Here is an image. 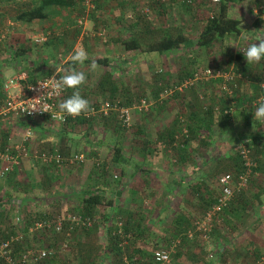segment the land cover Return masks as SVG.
I'll return each mask as SVG.
<instances>
[{"label": "rangeland", "instance_id": "374dc122", "mask_svg": "<svg viewBox=\"0 0 264 264\" xmlns=\"http://www.w3.org/2000/svg\"><path fill=\"white\" fill-rule=\"evenodd\" d=\"M182 1L183 0H122L124 4H122L119 16H117L121 19L119 26H117L116 20L112 19L113 16L117 14L116 4L122 3L119 2V0H96V7L94 10L88 11L85 15L83 12V2L79 4L78 12L73 16V20L75 19L73 29L75 30L70 31L68 36L65 37L69 38L70 42L63 41V44L61 45L62 51L65 50L63 51L65 53L72 49L70 47L73 44L75 45L74 49L82 46L88 55L89 53H92V55L95 53L106 54V59L110 61L109 67L107 66L109 77L111 79L113 78L114 82L117 84L122 82L123 85H126L127 91L130 95L129 98L131 99L128 105L118 103L110 104L109 100L101 96V94L93 95L94 89H90V87L86 89L81 86V95L89 100L90 106L97 105V107H99L98 105L102 104L104 101L109 103L108 107L102 109L99 108L100 110H97V112L93 114L88 112V115H93L97 117L98 120L96 125L92 126L93 131L91 135L95 138L93 137L94 140L92 139L91 143L88 142L89 138L86 142L79 140L82 137L84 127H79L77 125L70 126L69 134L73 137L72 141H68L67 144L69 147V153L62 156L60 162L49 166L45 165L40 158L37 157V154L40 151L48 150L50 147H47L48 144L47 146H40L46 142L39 141V134L36 127L30 125L32 136L26 138L23 137L25 125L17 127L13 124L14 129L10 128L11 121L0 125V139L2 138V132L4 129H7L6 134H8L6 136L5 145L12 146L22 142L26 147V154L20 157L19 163L7 170L4 176L0 177L2 191L3 189L8 191L7 187L9 184L14 185L19 190H23V187L24 189L27 188L26 184L29 185V183L34 180L37 184L38 192L43 193L41 194L43 196H41L35 193L36 189H31L30 192L36 194V196L33 195L31 197L32 194H30L33 201L25 202V207H23V209L21 207L20 215L23 216L26 212L29 213L35 210L49 209L53 211V215L46 218L55 219L60 213L66 214L76 212L75 206L77 205V198L74 192L86 187L96 188L100 193L112 196V203L110 205H97V212L93 215V220L88 227H77L74 230H71L70 234L67 236L64 235L63 232H52L50 229L33 228V222L35 220L31 222L29 226L32 227L31 231L28 230L29 227L24 232L20 230L19 234L23 233L25 237L22 241V247L20 246L18 251L24 247H51L53 249V252L44 259L31 262V264H120L121 262H119L111 252H103L105 245L109 241L108 238H106L105 230L110 226H118L121 229L122 224H124V221L128 217H131L130 220H132L140 215H143V222H141L140 225H144L143 228H146L147 233H144V237H141L142 235L140 237L136 235L134 238L130 237V239L122 240L121 244H126V250H129L136 244L149 249L153 243L159 246H164V248L169 250V261L167 264H204L208 259L211 261V264H213L214 260L216 264H219V259L222 261L221 264H224L223 258H220L218 253H215L212 257L206 258L204 257L205 250L201 249L203 247L201 243L204 242L203 240L210 237L212 229L216 226L214 225V218L222 213V211L212 216L207 236L203 239L201 237V230L196 229L192 230L191 236H187L186 232L181 231L183 233L182 237H179V235L176 234L171 237L170 232L172 231L170 230L175 226L173 220L175 215H173L172 209H174L175 214L178 213L176 209L179 208L178 211L181 214L178 215L183 217V220L188 218L191 223L194 220L200 221L204 211L208 207H206V202H209L210 200V198L208 200V194L210 195L214 190L213 185L217 171L213 173L214 171L210 168L205 171L206 174L201 178V167L192 168L187 165V163H190L191 161L199 162L201 161V156L204 155L203 158L205 156L211 158L210 163L214 161L211 166H216L217 168L221 166V170L223 171L232 170L226 166L229 163L231 164L235 162L234 149L239 143H234L233 146V143L229 140V134L242 129L241 124L240 126L236 125L235 127H231L232 116H240L241 118V114L235 112L236 108H234L237 98V92H235L238 86L237 79L243 77L245 79L247 78V75L242 76V73L240 72L242 71L240 70L242 66H245V68H247V65L249 66L248 63L244 62L246 59L243 51L247 49L254 39L264 37V0L262 1V11L251 10L249 3L255 0H242L241 7L232 6L229 10L230 14L242 19L240 22V31H242L245 37L248 35L246 29L251 30L249 42H247L243 36H241L242 38H239L238 34L230 40L227 38H219L206 47L192 44L191 46H183L162 53H157L155 51L145 53L139 52L136 49H123L121 39H124L128 33L133 31L130 29V26L133 28L135 25L134 27L137 28V23H144V17H147L152 23L156 24H159L160 20L163 21L162 23H164V25L182 24L187 35L190 38H193L200 29L201 21L204 16L209 14L213 9V4H211L212 2L210 0H200L193 4L191 3L190 9L188 10L186 7L183 8L184 5H182V3L180 5V2ZM144 5L147 7V9H145L146 12L143 10V7H145ZM112 6H115V8H112ZM185 10L187 12H185ZM160 11L163 12L160 13ZM260 14L263 15L262 18L260 17ZM78 18H82V22L79 24L77 23ZM252 19H254V23H252ZM37 27V29L33 30V34H44L47 39L49 37L48 35H50L47 32V28L43 29L40 26ZM68 44H70L69 47H67ZM236 53H240L244 60L237 63V58L235 56ZM81 66V71H84L85 73L89 72L86 66ZM206 67L219 69L221 71H233L237 74L235 78V87L233 89L234 91L231 96L224 93L214 94V98L216 97L219 101L223 100L227 106H229V100H232L230 112L228 114L230 123L227 126L225 120H223L220 125L218 124V121L214 119L213 124L208 125L209 129L206 127V130H201L202 125H200L195 134L182 147L181 144L177 142L180 148L171 150L170 146L166 145L167 137H164V141L158 138V134L162 132V129L170 127L171 123L166 119L167 116L164 118V112L159 119H156L154 116L149 118L151 115L149 107L156 104V102H160L159 100L163 103L165 100L168 101L169 98L179 99L180 96L178 97V93H181L184 90L191 92L196 88L198 95H200L198 99L204 101L203 94L201 95V91H203L201 89V81H209L210 79H216L217 77L210 76L207 79L198 78L184 86H182L181 83L185 78L189 77V75H185L186 72L199 71V74H201L202 69ZM245 68L243 70L246 73ZM105 69L106 65H102L99 67V71H96L97 74L94 73V71L93 74L88 76L90 78L96 77V80H98L101 75H105ZM236 69L240 71H237ZM158 81L162 88L160 89V94L154 99L147 94L148 90L144 88H146L148 83H157ZM256 81H259L258 86L261 87L260 84L263 82L260 81V79ZM173 85H181L180 90H174L167 94L162 92L164 87ZM95 89L97 90L96 87ZM2 93L4 92L2 91ZM261 93L262 91L260 90L256 96ZM143 96L146 97V101L148 102L147 111H140L137 108L139 97L141 98ZM208 97H210V95ZM255 97L252 99L248 97L247 99L245 98L246 101L244 103H247L248 101L251 103L255 100ZM0 101H2V99H0ZM257 104L251 105L256 106ZM123 106L127 107L129 111L128 124L125 125V127H122L123 129L121 130L120 128L111 129V125L114 121L112 116L115 115L119 121L117 108ZM200 106L201 105L199 104L198 108L201 110ZM211 107L213 108L214 106L212 105ZM174 108L177 109L176 104L173 109ZM218 108H213V116L217 114ZM171 113L172 111L170 110V116ZM6 115H9L8 118H11L12 120L16 117L6 113L5 115L0 114V118L6 117ZM140 115L145 119L147 116L148 117L141 123L143 131L137 132V127L140 125ZM198 119L201 120L200 117ZM103 121L107 124L105 129L101 127V122ZM46 123L49 125L50 131L55 132L53 138L50 140V142L53 143L51 148L59 144L63 146V143L59 141L56 134V131L60 129L62 122L48 118ZM203 123L207 125V121H203L201 124ZM7 125L9 126L7 127ZM173 131H175L174 128ZM119 134H121L119 137L121 153L126 158L129 157V160L117 161L114 163L109 160L110 151L108 145L110 143L112 144L114 141H118ZM180 139L182 138L177 140ZM162 143H164V147L160 146ZM89 146H95V148L90 149ZM201 146L208 147L210 152L208 151V154L201 153ZM146 147L151 148L152 150L148 151L144 158H141L139 151L143 148L146 149ZM162 148H166L168 151H163ZM183 148H190V150H185L183 154H179V151ZM74 152L79 154L80 160H69ZM249 152L251 153L252 151L250 150L248 153ZM181 156H184L183 159ZM165 157H168L167 160H165ZM137 161L142 162L139 169L136 168L134 163ZM150 163L156 167H161L159 165L163 164L162 167L164 169L160 171L156 170L157 173L153 172V175L150 177L149 175L151 174L149 172L146 173L141 171L143 167H151V165L149 166ZM101 165L105 166V172H99ZM231 166L233 167V165ZM133 171L135 172L133 173ZM51 172L53 175H51V181H48L47 177ZM177 173H182L183 178L186 176V180L182 179L184 181L190 180L189 183H191V185H194V183L197 182L200 183V186L195 192L192 190L191 185L187 188L180 189V191L177 192L181 195L175 196L169 202V207L162 210L160 209V206L162 205L161 203H152L149 198L152 194L157 195L163 193L164 195L166 192L175 191L174 186H170V181L175 180H173V178L176 177ZM112 174L116 175L114 177L115 179H118V185L113 180L111 176ZM68 175H73L72 177L75 176V178H67ZM66 178L70 181L69 183L67 182V191L65 190L64 192H61L62 194H60V197L55 199V195L59 193L57 191L55 194L53 193V183L60 180V183L62 184L64 182L62 180ZM202 181L203 184L205 183L206 187V195L204 194V199L206 200H204V204H201ZM162 183L167 184L164 186L161 185ZM51 186L53 188H51ZM119 186L121 187L120 195L115 193V190ZM59 187L57 189H59ZM241 191L244 190L242 189ZM15 192L16 194L20 193L19 191ZM125 193L131 196L130 203H125L123 199ZM51 195H53V197ZM40 197H42V199ZM60 198L62 199L61 203L59 201ZM178 200H182V203L179 204ZM44 202L48 204L45 205L43 204ZM10 205L8 208L10 218H1L0 227L3 228V230L7 228V223L10 224L9 221L13 220V212L17 209L15 208V204L10 203ZM45 206H47V208H45ZM181 208L186 211L182 212ZM103 213L108 215V218L105 221L102 220L101 217ZM21 225L22 223L18 222L17 228L20 229ZM192 228L193 227L191 226L190 229ZM156 237L159 238L158 241L160 242H162L163 238H169L170 240L168 242L172 240V243H156L154 241ZM18 251H15L14 254ZM175 253H177L176 256L172 255ZM216 257H218V259H216ZM122 263L124 264V262ZM262 263L264 262L259 263L256 262V259H253L251 264Z\"/></svg>", "mask_w": 264, "mask_h": 264}, {"label": "crops", "instance_id": "0c3cea01", "mask_svg": "<svg viewBox=\"0 0 264 264\" xmlns=\"http://www.w3.org/2000/svg\"><path fill=\"white\" fill-rule=\"evenodd\" d=\"M241 1L242 0L239 1L240 3L238 2L235 3L234 6L241 7L240 6L242 4ZM255 1L249 3V6L251 7L252 11H253V3ZM119 2H122V0H119ZM194 2H196V0H194ZM122 4H124V2L120 4H116L117 14L114 15L112 18L116 20L117 26L120 25L121 19L118 18L117 16H119V12L120 9L122 8ZM32 6H33L32 0H0V81H2V79L16 75L19 77L17 83L18 87H22L27 83L31 82L32 80L40 78L41 75H43L44 72L48 69H52V72H57L60 75V77L64 75L65 69L76 68L79 71L82 70V66L80 64H74L70 59V56L74 51L75 45L72 44L70 47L72 49L68 50L65 53L63 52L65 50L62 51V47H61L63 41H69V38H65L68 36V33L70 31L75 30L73 29L75 24V19L73 20V16H75L76 13L78 12V6L62 8L60 12L52 13V14L48 13L42 18H36V19L33 18L31 20L21 19L20 17L21 15H23V12L27 11ZM144 6L145 7H143L144 8L143 10L145 11L147 7L146 5ZM112 8H115V6H112ZM260 11H262V9H260ZM262 16L263 15L260 14L261 18ZM254 22H255L254 19H252V23ZM37 26H40L43 29L47 28V32L50 34L48 35L49 37L47 39L52 40L50 43L48 42L43 46L32 43L31 36L33 35V30L38 28ZM246 32L248 35H246L245 37L242 31H240L239 38H242L241 36H243L245 37L244 39H246V41L249 42L251 30L246 29ZM254 42L258 43V41H254ZM69 46L70 44H68L67 47ZM88 56L89 59L86 60L83 63V65L86 66L89 72L85 73L87 76V82L82 86L85 87L86 89H88L89 87L90 89L91 88L94 89L93 95L96 94L100 95L98 90L95 89L96 87L95 85L97 84L99 79L96 80V77L90 78L88 75L93 74L94 71H95L94 73H96V71H99V67L104 64L109 67L110 61L106 59V61L101 62L102 63L101 65L96 63L97 68L95 70H91L90 65L94 59L98 57L107 58L106 57L107 55L104 53L102 54L95 53L93 55L92 53H89ZM244 62L247 63V61ZM246 67L247 68H245L246 71L245 76L247 75V78L245 79L243 77L237 79L238 86L237 89L235 90V92H237V96H236L237 98L234 108H236L235 112H239L241 114V118L240 116L231 117V127H235L236 125L240 126L241 124L242 129L235 133L229 134L230 136L229 140L231 143H233V146L234 143H239V145H241L242 143H244L243 141H249L254 136H256V138L258 139L257 145L254 146L252 151L255 150L262 155V158L260 159L261 167L253 171V173L249 177L246 188L243 189L244 191L235 194L227 204L228 207L225 208L224 211H222V213H220L216 218H214V225L216 226L215 228L212 229L210 233V237L208 238L209 240L205 239L203 240L204 242L201 243V245H203L201 249L205 250L204 257L209 258L212 257V255L214 256L215 253H218L219 257L223 258L224 264H233V263L251 264L254 257L258 255L264 256V220L260 218V214H264V121H257L253 117V113L258 104L256 106H250L251 107L250 108V107H245L246 103H244L246 101L245 98L247 99L248 97L252 99L258 94V92H260L258 88L259 81L256 80L260 79V81L264 83V59H262L259 63L249 64V66L247 65ZM216 79H210L209 81H201V89L203 90L201 91V95L203 94L204 101L202 100L200 101L198 99L200 95H198L197 88L191 92H187V90H184L181 93L177 94L178 97L180 96L179 99L169 98L168 101L165 100L166 102L163 101V103L161 100H159L160 103L152 105V109L150 110L151 115L149 118L154 116L156 119H159L164 112L165 113L164 118L167 116L166 119H168L169 123H171L173 121V118L176 117L177 115V114L175 115V113H184L185 115L187 114L189 116L192 114L194 115L195 113V115H197V118H199L204 108L212 105L214 106L213 108H217L220 104V101L216 97L214 98V94L215 93L220 94V91L218 89L220 82L218 78ZM156 84H160V82L158 81ZM150 88H152L151 82L148 83L146 88L144 89L148 90ZM16 89H17L16 87H12L8 91L14 92ZM80 90L82 89L80 88ZM72 91L73 89H65L63 91L59 103L63 99H66L68 96H70ZM157 94L158 95L160 94V90L159 92H157ZM0 95H1L0 99L3 100L5 95L4 93H2V90L0 91ZM209 95L210 97H208ZM1 102L2 101H0V103ZM175 104L177 106V109L175 108L173 109ZM199 104L201 105L200 106L201 110L198 108ZM170 110L172 111L171 116H170ZM8 117L9 115L0 118V125L2 123L11 121L10 128L14 129V125L20 127L21 125H23V122L27 120L23 132H25V128L27 127L30 128V125H32V127L33 126L36 127L39 134L38 135L39 141L46 142L41 144L40 146H47L48 144L47 147L51 148V145H53V143L50 142V140L53 138L55 132L50 131V127L47 124L48 122L46 123L48 117H35L32 119H25V120L24 118L12 120L11 118ZM139 118H140L139 121L140 124L146 120L145 118L142 117V115H140ZM8 126L9 125H7V127ZM169 128L170 127H168V129ZM160 146L164 147V143H162V145L160 144ZM89 148H95V146H91V147L89 146ZM185 150L188 151L190 150V148L181 149V151H179V154H183ZM209 150L210 149H208V147L206 148L204 146H201V153L208 154L210 152ZM163 151H168V149L165 148L163 149ZM257 152L256 153L253 152L254 155L258 154ZM203 156H201V161L199 162L191 161L190 163H187V165L191 166L192 168L201 167V178L204 177V174H206L205 171H207L210 168L212 169V171H214L213 173L217 171L216 172L217 175L223 171L221 170V166H219L218 168L216 166H211V164L214 161L210 163L211 158H209V156H205L204 158ZM167 158L165 157V160H167ZM232 164L233 163L231 164L229 163L227 164L226 167L232 169L231 166ZM150 165L151 167H148L150 171L149 173L151 174L149 175L150 177L153 175V172H156V170L160 171L164 169L162 167L163 164L159 165L161 167H156L155 165L154 167L152 163H150L149 166ZM72 176L73 175L71 176L68 175L67 178H71ZM75 176L72 178L74 179ZM67 178L62 180L64 181L62 184L60 183L61 182L60 180H57L56 183H53L54 185V190L52 189L53 193L55 194L56 191L59 193L55 195V199L60 197V194H62L61 192H64L65 190L67 191L66 189L67 182L68 183L70 182L69 179ZM182 178H183L182 173H177L176 177L173 178V180L174 179L175 180L170 181V186L171 187L174 186L175 191L166 192L164 195L163 193L162 194L159 193L157 195L152 194L151 197L149 198V200H151L150 202L152 203L156 202V204L161 203L162 205L160 206V209L162 210L166 209V207H169V202L175 196L181 195L178 194L177 191H180V189L187 188L189 185H191V183H189L190 180L184 181L186 180V176L183 178L184 180ZM215 180L213 185L214 190L210 195L208 194V200L209 198L211 200L214 199L217 193V185ZM166 184L167 183H162L161 185L165 186ZM36 185L37 184L36 182H34V180H32V182H30L29 185L26 184L27 188L24 189L23 187V190L17 189L12 184L8 185L7 187L8 192L11 193L9 203L15 204V208H17V209L14 208L15 211L20 213L21 207L22 209L23 207H25V202L33 201L31 199L33 195L36 196V194L39 195L43 194L42 192H38ZM58 187L59 189H57ZM51 188L53 187L51 186ZM31 189H36L35 192L36 194L31 193L30 192ZM205 189H206L205 183L203 184L202 181L201 204H204V200H206L204 199ZM15 191H19L20 193L16 194ZM127 193H125V197H123V199L125 203L126 202L130 203L131 196ZM30 194H32L31 197ZM51 196L53 197V195ZM40 198L42 199V197ZM59 201L61 203L62 199L60 198ZM178 202L179 204H181L182 200H178ZM43 204L47 205L48 203L44 202ZM45 208H47V206H45ZM178 210L179 208L176 209L178 213L174 214L175 211L174 209H172L173 215L177 216L178 214H181ZM181 210L182 212L186 211L182 208ZM170 231H172V229ZM158 240L159 238L156 237L154 241L160 244L164 242L168 244L172 243L171 242L172 240L168 242L170 240L169 238L168 239L163 238L162 242ZM216 259H218V257H216ZM221 262H222L221 259H219V264H221ZM204 264H211V261H209L208 259L207 261L204 262ZM213 264H216L215 260Z\"/></svg>", "mask_w": 264, "mask_h": 264}, {"label": "trees", "instance_id": "16d2710c", "mask_svg": "<svg viewBox=\"0 0 264 264\" xmlns=\"http://www.w3.org/2000/svg\"><path fill=\"white\" fill-rule=\"evenodd\" d=\"M96 0H94V6L93 8H91L89 11H93L95 6V2ZM98 1V0H97ZM196 1H200V0H196ZM240 0H217L216 2H212L211 4H213V9L210 11L209 14H206L204 16V18L202 19V23H201V27L200 29L197 31V33L195 34V36L193 38H190L187 35V32L183 29V25H178V24H173V25H164V23H162L163 21L160 20V23L156 24V23H152V21H150L147 17H144V23H137V28H135L133 26H130V29H132L133 31L128 33V35L126 37H124V39H121V44L124 50H132V49H136L139 52H145V53H149L152 51H155L157 53H162L165 51H169V50H173L176 48H180L183 46H191L192 44L197 45V46H208L211 43H213L214 41H216L219 38H227L228 40H230L231 38L236 37L239 32H240V22L241 19L239 17H236L232 14H230V8L232 6L235 5V3L239 2ZM83 2V0H32L33 6L30 7L27 11L23 12V15H21V19H27V20H31V19H36V18H42L44 17L46 14L48 13H57L60 12V10H62V8H66V7H74V6H79V4H81ZM184 5V7H186L188 10L190 9L191 3H194V0H183L182 2H180V5ZM161 6V3H160ZM56 9V10H55ZM163 11H160V13H162ZM185 12H187L185 10ZM151 24V25H150ZM52 40L50 39H45L43 42L40 43L41 46H43L44 44H47L48 42L50 43ZM37 45V44H36ZM237 60L236 62H240L243 59V57L240 55V53H236L235 54ZM96 61L97 64H102V61H106V58H96L94 59ZM237 65V64H236ZM104 66V65H103ZM239 66V64H238ZM242 66V64H241ZM240 67V66H239ZM239 67H237L238 69H240ZM245 66H242L240 70L236 69L237 71H240L242 73V76H245V72L244 69ZM107 65H106V69L104 71L105 75H101L99 77V80L97 82V84L95 85L99 94H101V96L107 98L109 100L110 104L113 103H118V104H125L128 105L131 101V99L129 98V93L127 91V86L123 85V83L121 82L120 84H117L116 82H114V79L109 77V73L107 71ZM52 73V69H48L44 72L43 75H41V77L49 75ZM57 73V72H56ZM58 74V73H57ZM157 74V72H156ZM193 71L190 72H186L185 75H189V77H192ZM59 75V74H58ZM158 75V74H157ZM36 80V79H35ZM34 80H32L31 82H33ZM120 87V88H119ZM119 88V89H118ZM161 88V84H156V83H152V88L148 89L149 92H147V94L149 96H151L152 98H156V96H158L157 92H159ZM259 89L264 92V87H259ZM141 92V91H140ZM144 92V91H143ZM142 93V92H141ZM148 97V96H147ZM144 98L146 100V97H141ZM140 99V97H139ZM160 103V102H156ZM252 103H250V101H248L245 104V107H250ZM124 107V106H123ZM219 107V108H218ZM218 111L217 114H215L213 116V108L211 106L206 107L202 110V114L200 115V119L199 120L197 117V115H184V113H175L176 117L173 118V121L171 122V126L170 128H163L162 132L158 135V138H160V140H163L164 137H167V146H170L171 150L173 149H178L180 148V146H178L177 142L181 144V147L188 141L190 140V138L195 134V132L199 129L198 127L201 126V130L205 129L206 127L208 128L210 124H213V120L215 119L216 121H218V124H222L221 122H223V120H225L226 125L228 126L230 123V119H229V112H230V108L229 106H227V104L222 100L220 101V104L218 106ZM251 108V107H250ZM152 109V106L149 107V111ZM118 110V109H117ZM140 111H147L144 109H140ZM115 112V111H112ZM111 115V114H110ZM108 116V115H107ZM114 118L113 124L111 125V129H123L122 127H125V125L121 122V119L118 116L119 121L117 120V118L115 117V115L112 116ZM181 117V118H180ZM19 118H23L21 116H16L15 119H19ZM144 118V117H143ZM25 120V118H24ZM27 120H25L23 122V125H25ZM97 117L93 116V115H84L81 114L79 116L76 117H72V116H67L65 115V119L64 121H62L61 123V127L60 129H58L56 131V134L59 138V141H61L63 144V146H61L60 144L57 146H53L52 148L48 149V150H52L53 148H56L60 154V156H64L66 154L69 153L68 149V141H72V135L69 134V128L70 126H79V127H84L83 129V133H82V137L79 139L80 141H88L89 138V143H91L92 139H93V135H91L93 128L92 126L96 125L97 123ZM203 121H207V125H205V123L201 124ZM20 122V121H19ZM74 124V125H73ZM181 124H183L186 127V135L184 136L182 133L180 134L179 130H180V126ZM101 127H103L104 129L107 127V124L103 121L101 122ZM173 128L175 129V131H173ZM209 129V128H208ZM226 129V127H225ZM137 132H142V127L141 124L137 127ZM177 131V132H176ZM7 129H4V131L2 132V138L0 139V148H2L5 144H6V134ZM89 133V134H88ZM177 135V139L182 138L180 140H177L174 135ZM121 136V134L118 135V141H114L112 144L110 143L108 145L109 147V151H110V155H109V160H111L112 162L116 163L117 161H123V160H129V157H125L122 153H121V145L119 142V137ZM95 138V137H94ZM94 140V139H93ZM243 140V139H241ZM164 141V140H163ZM176 141V144H173V142ZM257 141L258 139L256 138V136H254L251 140L249 141H243L244 144L248 150L252 151L254 146L257 145ZM241 147V145H238L235 149H234V160L235 162H233V167L232 170H230V172H232V174H236L238 173L240 170H242L244 168L243 166V159L241 157V154L239 153V148ZM92 149V148H90ZM47 150V149H46ZM151 148L146 147V149H141L139 152L141 154V158H144L147 154L148 151H151ZM78 152V151H77ZM253 152H257V151H252L251 153L249 152V156H251L250 158L254 161V165L251 167V173L249 175V177L251 176L252 172L258 168H260V159L262 158V155L260 153L254 155ZM75 153V152H74ZM184 157V156H183ZM182 157V159H183ZM58 162H49V163H44L45 165H54ZM135 166L137 169L140 168L142 162L141 161H137L134 162ZM144 172H150L148 167H143L141 171ZM96 172V171H95ZM99 172H105V166L101 165V167L99 168ZM135 171H133L134 173ZM131 173V174H133ZM52 172L48 174L47 180L51 181L52 178ZM116 176L115 174H112V178L115 181V183L118 185V179H115L114 176ZM9 178V177H8ZM106 182V181H104ZM109 182V181H108ZM200 186V183H194V185H191L192 190H194V192L197 190V188ZM122 187V186H121ZM120 186L118 188H121ZM116 189L115 193L119 194L121 193V189ZM103 192V191H102ZM242 191H239L237 193H241ZM77 198V205L75 206V211L76 213H80L81 215H86L89 216L92 220H93V215L96 214L97 212V205L100 204H106V205H110L112 203L111 199L112 196L111 195H106L105 193H100V191L96 188H83L80 190H77L74 192ZM199 193V192H198ZM236 193V194H237ZM10 196L11 193H9L7 190L5 191L3 189H1V184H0V222H1V218H10L9 217V212H8V208H9V201H10ZM118 196V195H117ZM213 201V199L209 200V202H206V207L209 206V204ZM228 206L226 205L225 207H223L222 211H224L225 208H227ZM53 211L49 210V209H44V210H39V211H32L29 213H25L23 216L19 214V212L14 211L13 212V220H10V224L7 223L6 225V229L3 230V228L0 227V241L4 240L7 237L16 235L19 233L20 230H22L23 232L26 231V229L30 226L31 222H33L34 220H40L46 217H50L51 215H53L52 213ZM102 220H106L108 218V215L106 213L102 214ZM143 215H140L138 217L133 218L132 220H130L131 217H128L125 221L124 224H122L121 229L117 226H110L107 227L105 230V235L106 238H108V243L105 245V248L103 249V252H111L113 254V256H115L119 262H121L120 264H123L122 262H124V264H156L153 261L152 258V251L157 248V247H164V246H159L156 244L152 243V246H150L149 249L144 248L143 246H140L138 244L133 245V247H131L129 250H126V244H121V241L124 239H130L134 238L136 235L137 236H141L144 237V233H147L146 228H143L144 225H140L141 222H143L142 219ZM260 218L262 220H264V214H260ZM174 222H175V226L173 227L172 233H170V236L173 237V235H179V237L183 236L182 232H186V230L188 229L187 227H191L193 226L191 221L187 218L183 220V217H181L180 215L174 216L173 218ZM20 222L22 223L21 228L18 229L17 228V223ZM19 225V224H18ZM84 227V226H82ZM88 227V226H87ZM75 228H77L76 226L73 227L72 230H74ZM187 228V229H186ZM185 229V230H184ZM184 230V231H183ZM182 231V232H181ZM52 232H56V231H52ZM172 234V235H171ZM21 236L19 237V239H17L15 242L12 243V247H11V251L12 253H14L15 251H18V248L20 249V246L22 247V241L24 240V235L23 233L20 234ZM170 237V238H171ZM123 247V249H122ZM22 249V248H21ZM125 253H124V251ZM53 255V254H52ZM51 255V256H52ZM123 255V256H122ZM174 256L177 255V253L172 254ZM45 258V257H44ZM43 258V259H44ZM259 255L254 257V259H258ZM40 261V260H38ZM0 264H5L3 263V261L0 258Z\"/></svg>", "mask_w": 264, "mask_h": 264}, {"label": "built area", "instance_id": "2783aa9c", "mask_svg": "<svg viewBox=\"0 0 264 264\" xmlns=\"http://www.w3.org/2000/svg\"><path fill=\"white\" fill-rule=\"evenodd\" d=\"M211 2H216L217 0H210ZM94 6V0H83V12L84 15ZM263 8L262 0H256L253 3V11H260ZM82 18L77 19V23H81ZM100 34V33H98ZM46 39V36L41 33H35L31 36V41L34 44H40ZM210 76L217 77L219 79V91L220 93L227 94L231 96L233 93V89L235 87V78L236 74L233 71H221L219 69H211L209 67L203 68L201 74L199 71H193L192 77H187L181 83L182 86L186 84H190L192 81L203 78L207 79ZM18 76H11L0 81L1 90L4 92V98L0 103V114L5 115L6 113L11 114L12 116H21L25 119H32L35 117H48L52 119L51 113L58 114V104L60 98L62 97L63 92L57 96L53 93L51 87L48 89L42 87L40 83L49 84L54 79H59L60 76L56 72H52L49 75L40 77L33 82H29L22 87H18ZM181 85H173L164 87L162 89L163 93H171L174 90H180ZM261 87H264V83L260 84ZM12 87H16L17 89L14 92H9L8 90ZM38 97V98H37ZM261 100H264V92L255 97V100L252 101V104H257ZM39 102L42 107H47L50 112L47 111H31L25 112V110H30L31 106L35 103ZM232 100H229V107H231ZM137 108L147 109L148 102L144 98H140L137 103ZM93 106L91 105L92 111L90 114L97 112L102 108H106L109 106L107 101H104L102 104ZM100 108V109H99ZM37 109H39V105H37ZM118 116L121 119V122L124 125L128 124L129 120V111L127 107H118ZM84 115H88L85 113ZM181 118V117H180ZM65 119V117H64ZM64 119L62 121H64ZM54 120V119H52ZM60 121L61 120H55ZM180 134L182 133L184 136L186 135V127L181 124ZM30 134V135H29ZM178 134H175L176 138ZM32 136L30 128H25L24 136L29 138ZM176 144V141L173 142ZM248 148L241 144L239 148V153L243 159L244 168L240 170L236 174H232L230 171H222L216 177V185H217V193L213 199V201L209 204L207 209L204 211L202 218L200 221L194 220L192 222V229L188 228L186 230V235L191 236L192 230H201V237L203 239L206 238L207 232L210 228V220L213 215L222 211L223 207H225L230 199L239 191L244 189L248 183V177L251 173V167L255 164L248 154ZM26 154L25 145L20 142L14 145H4L0 148V177L4 176L5 172L11 169L13 166H16L19 163V159L21 156ZM37 157L43 163L49 162H60L62 157L60 156L58 150L53 148L52 150L40 151L37 154ZM72 160H80L78 153H73L69 158ZM114 176V175H113ZM92 222V219L89 216L81 215L80 213H60L55 219L43 218L40 220H35L33 222V228H44L50 229L52 231L63 232L64 235H69L74 226H89ZM32 227H29L28 230L31 231ZM21 235L18 233L16 235L5 238L0 241V258L5 264H31V262L38 261L48 256L53 252L51 247L49 248H34V247H24L19 250L16 254L12 253L11 247L12 243L19 239ZM152 258L156 264H167L169 261V250L164 247H157L152 251ZM264 256H259L256 262H263Z\"/></svg>", "mask_w": 264, "mask_h": 264}, {"label": "clouds", "instance_id": "9594fccd", "mask_svg": "<svg viewBox=\"0 0 264 264\" xmlns=\"http://www.w3.org/2000/svg\"><path fill=\"white\" fill-rule=\"evenodd\" d=\"M254 41H258V43ZM254 41L247 47L246 50L243 51L244 57L248 64L259 63L262 59H264V37H259ZM70 59L74 64L83 65V63L89 59V56L86 50L81 46L74 49L73 53L70 56ZM90 68L91 70H95L97 68L95 60L92 61ZM86 82L87 76L84 71H79L76 68H71L65 69L64 75L59 79H54L50 83V85L40 83V85L46 89H48V87L50 86L53 93L57 96H59L65 89H73L71 95L66 99H63L58 104V114L51 113L52 119L62 121L65 115L76 117L93 110L90 107L89 100L84 98L80 92L81 86ZM37 105H39V109H37ZM36 110L50 112L47 107H42L39 102L33 104L31 106V109L25 110V112ZM253 117L257 121H264V100H261L258 103L253 113Z\"/></svg>", "mask_w": 264, "mask_h": 264}]
</instances>
